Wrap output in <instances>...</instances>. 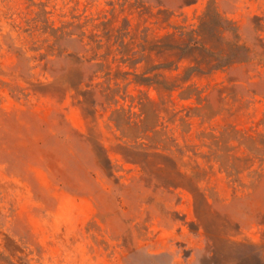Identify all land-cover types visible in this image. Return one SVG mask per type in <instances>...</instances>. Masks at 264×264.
Wrapping results in <instances>:
<instances>
[{"label":"rangeland","instance_id":"rangeland-1","mask_svg":"<svg viewBox=\"0 0 264 264\" xmlns=\"http://www.w3.org/2000/svg\"><path fill=\"white\" fill-rule=\"evenodd\" d=\"M0 264H264V0H0Z\"/></svg>","mask_w":264,"mask_h":264},{"label":"trees","instance_id":"trees-1","mask_svg":"<svg viewBox=\"0 0 264 264\" xmlns=\"http://www.w3.org/2000/svg\"><path fill=\"white\" fill-rule=\"evenodd\" d=\"M237 48L241 49V48H242V46H241V45H237Z\"/></svg>","mask_w":264,"mask_h":264}]
</instances>
